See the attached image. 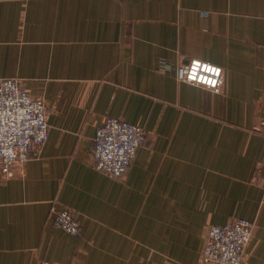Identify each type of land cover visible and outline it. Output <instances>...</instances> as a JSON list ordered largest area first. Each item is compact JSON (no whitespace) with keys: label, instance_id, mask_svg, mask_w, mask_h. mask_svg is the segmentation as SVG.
I'll use <instances>...</instances> for the list:
<instances>
[{"label":"crops","instance_id":"crops-1","mask_svg":"<svg viewBox=\"0 0 264 264\" xmlns=\"http://www.w3.org/2000/svg\"><path fill=\"white\" fill-rule=\"evenodd\" d=\"M191 57L223 67L221 93L177 78ZM10 76L46 101L49 136L0 166V264H198L237 218L255 223L244 264H264V0H0ZM108 116L147 131L121 178L90 158Z\"/></svg>","mask_w":264,"mask_h":264},{"label":"built area","instance_id":"built-area-1","mask_svg":"<svg viewBox=\"0 0 264 264\" xmlns=\"http://www.w3.org/2000/svg\"><path fill=\"white\" fill-rule=\"evenodd\" d=\"M163 71L172 69L165 64ZM177 78L203 85L213 92L224 89L223 67L192 58L180 65ZM264 133V118L262 119ZM49 136L47 105L25 87L18 77H0V166L5 175L13 176L17 164L26 163L32 151ZM147 131L139 123L108 116L96 129L91 161L94 167L113 177L127 174L138 150L146 141ZM54 224L72 236L82 234L83 225L68 207L52 205ZM255 223L237 218L227 224H211L203 245L202 264H242L253 237ZM35 264H60L37 259Z\"/></svg>","mask_w":264,"mask_h":264},{"label":"rangeland","instance_id":"rangeland-1","mask_svg":"<svg viewBox=\"0 0 264 264\" xmlns=\"http://www.w3.org/2000/svg\"><path fill=\"white\" fill-rule=\"evenodd\" d=\"M190 59H192V57L191 58H189L188 59V61L190 60ZM165 64H167V65H170L169 63H167L166 61H161V63L158 65V69L160 70V71H162V72H165V71H163V70H165L164 69V65ZM171 66V65H170ZM10 77H17V76H10ZM19 78V77H18ZM20 79V78H19ZM21 80V79H20ZM22 81V80H21ZM23 83V82H22ZM37 98H41V97H37ZM43 99V98H42ZM46 102V101H45ZM262 126V120L260 121V123H259V131L260 132H262V130H263V128L261 127ZM244 219V218H243ZM232 221V220H231ZM228 222H230V221H228ZM227 222V223H228ZM227 223H225V224H227ZM213 224H215V223H213ZM210 227V226H209ZM209 227H208V229H209ZM208 229H207V232H208ZM206 235H207V233H206ZM205 238H206V236L204 237V241H205ZM204 245V244H203ZM202 252H203V247H202V250H201V254H200V258H199V262H198V264H202L203 262H202ZM247 255V254H246ZM42 259H44V258H42ZM47 260V259H46ZM53 262H56V261H53ZM57 263H60V262H57ZM60 264H74V263H60ZM242 264H244V260H243V262H242Z\"/></svg>","mask_w":264,"mask_h":264}]
</instances>
